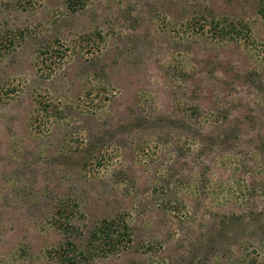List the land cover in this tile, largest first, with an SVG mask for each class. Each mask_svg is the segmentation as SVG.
Listing matches in <instances>:
<instances>
[{
	"label": "rangeland",
	"instance_id": "rangeland-1",
	"mask_svg": "<svg viewBox=\"0 0 264 264\" xmlns=\"http://www.w3.org/2000/svg\"><path fill=\"white\" fill-rule=\"evenodd\" d=\"M61 251L264 264V0H0V264Z\"/></svg>",
	"mask_w": 264,
	"mask_h": 264
},
{
	"label": "trees",
	"instance_id": "trees-1",
	"mask_svg": "<svg viewBox=\"0 0 264 264\" xmlns=\"http://www.w3.org/2000/svg\"><path fill=\"white\" fill-rule=\"evenodd\" d=\"M75 4H76V5H74V7H77V6H79L81 3H80V2H77V3H75ZM62 210H64V208H63ZM65 212H66V210H65ZM62 214L65 215L66 213H64V211H63ZM62 226H67V224L63 223ZM115 244H116V243H108L107 246H111V247H112V246L115 245ZM64 249H65V248H63L62 251H63ZM62 251H61V253H60L59 255H60V259L63 260V264H65L66 262H67V263H72V261H71V259H70L69 257H67L66 255H63V254H62Z\"/></svg>",
	"mask_w": 264,
	"mask_h": 264
}]
</instances>
